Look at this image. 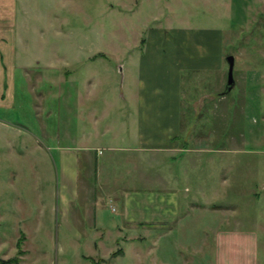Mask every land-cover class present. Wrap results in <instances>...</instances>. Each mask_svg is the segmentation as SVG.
Instances as JSON below:
<instances>
[{
	"label": "rangeland",
	"instance_id": "obj_1",
	"mask_svg": "<svg viewBox=\"0 0 264 264\" xmlns=\"http://www.w3.org/2000/svg\"><path fill=\"white\" fill-rule=\"evenodd\" d=\"M20 1L26 22L19 27L18 65L31 70L15 76V106L0 107V264H215V232L226 228L256 234L258 261L264 264V0ZM171 31L222 33V54L235 60V87L219 98L227 85V64L221 81L216 74L183 77L186 151L197 155L180 157L177 165L164 162V169L158 157L140 160L135 154L107 151L128 150L121 140L96 142L103 150L99 164L112 167L109 173L118 185L114 193L160 190L159 174L170 170L180 180L182 197L188 192L190 198L182 206L188 218L175 230L138 233L124 259L113 257L101 246L114 252L117 237L107 232L93 237V222L79 203L65 218L64 177L53 148L69 146L61 139L69 122H74L73 133L82 132L81 120L91 106L105 117V127L120 107L125 117L119 94L112 90L129 101L126 89L136 84L129 71L136 70V58L144 53L142 41L152 32L167 39ZM38 67L55 69L61 80L73 73L78 92L67 93L69 103L62 85L43 92L46 104H40ZM106 198L98 205L104 224L122 210L121 202L108 204ZM212 206L228 214H213ZM77 220L84 222L81 231Z\"/></svg>",
	"mask_w": 264,
	"mask_h": 264
},
{
	"label": "crops",
	"instance_id": "obj_2",
	"mask_svg": "<svg viewBox=\"0 0 264 264\" xmlns=\"http://www.w3.org/2000/svg\"><path fill=\"white\" fill-rule=\"evenodd\" d=\"M24 18H26V7L20 0H0V107L3 110H10L15 106L13 83L16 74L18 72L27 74L31 70L30 67L18 65L20 62L18 47L22 40L19 27L26 22ZM223 37L224 35L220 32L171 31L170 36L165 39L159 32L150 33L140 45L144 53L136 58V70L129 71L130 74L135 73L136 81L134 87L131 85L126 89L129 93L127 95L129 101L123 98L121 91L118 92L117 88L112 90L119 94L117 100L120 101V105L123 103L126 116L121 117L120 107V112L111 119V125L105 127L103 126L106 123L105 117L98 116L93 106L88 109L85 106L86 114L81 120V124L84 125L82 132L73 133L71 124L74 122H69L68 128L65 126L61 139L69 146L55 145L53 148L64 177L62 204L65 218L70 219V215L73 214L71 212L73 205L79 203L86 218L93 222L91 226L94 230L93 237L100 235L101 232H107L111 237L116 236L114 245H116L115 251L118 252L107 251L104 246H101L104 253L124 259L126 257L124 252L126 249L130 251L128 246L136 242L138 233L145 235L150 234V231L171 233V230H175L188 218L187 214H182V206L184 202L189 204L190 198L185 197L189 195L188 192H185L182 197V193L178 191L180 180L177 179V175H171L170 170L167 171L168 174L160 172L159 182H157L161 185L160 190L138 193L128 189L119 191L118 194L114 193L118 185L109 173L112 167L108 165L106 169H103L99 164L103 150L96 147L98 146L96 142L104 140L113 141L115 144L121 140L122 144H128V150L124 152L112 147L107 151L135 154L140 160H156L158 157L162 161L161 168L163 166L164 169L165 163L167 166H174L181 163L182 160L177 162L180 157L197 155L196 151H186L188 145L185 143L186 134H184L182 122L183 77L187 74H216L218 76L216 78L221 81L226 69V56L222 54ZM54 70L51 67L36 69L39 71L35 78L38 80L37 87L40 92L36 97L43 102V104L40 103L43 106L46 104L44 100L46 101L47 96L42 94L43 92L51 93V89L60 90L62 85H65L63 91H65L66 100L68 98V103L72 96L68 97L67 93L78 92V86L72 79L71 71L61 80L56 78L58 74H55ZM117 70L122 72V68ZM48 77L54 78L47 79ZM42 83H45L47 87L42 88L40 86ZM133 88L135 93L130 91ZM223 97H226L224 93L219 98L224 99ZM47 98L51 100L52 97L48 94ZM130 102L132 110L128 106ZM83 108L81 105V109ZM77 140L83 143L77 146ZM105 198L108 204L121 202L122 206L121 215L108 224L100 220L98 211ZM211 209L213 214L220 216L228 214L227 209L223 212L220 211L222 208L215 206ZM80 220L76 221V226L81 231L85 225ZM226 229L227 232L221 233V230L215 232V264H259L256 234L244 232L240 234L241 232H228ZM81 233L87 236L84 232ZM234 240H236L235 243L232 242ZM119 242L122 244L120 248H118ZM106 258H108L107 255Z\"/></svg>",
	"mask_w": 264,
	"mask_h": 264
},
{
	"label": "water",
	"instance_id": "obj_3",
	"mask_svg": "<svg viewBox=\"0 0 264 264\" xmlns=\"http://www.w3.org/2000/svg\"><path fill=\"white\" fill-rule=\"evenodd\" d=\"M225 62L228 66V74H227V85L225 88L224 96L230 94L235 85L234 79H233L235 60L233 57H229V58H226Z\"/></svg>",
	"mask_w": 264,
	"mask_h": 264
},
{
	"label": "trees",
	"instance_id": "obj_4",
	"mask_svg": "<svg viewBox=\"0 0 264 264\" xmlns=\"http://www.w3.org/2000/svg\"><path fill=\"white\" fill-rule=\"evenodd\" d=\"M17 248H19V243H18V245H17Z\"/></svg>",
	"mask_w": 264,
	"mask_h": 264
}]
</instances>
